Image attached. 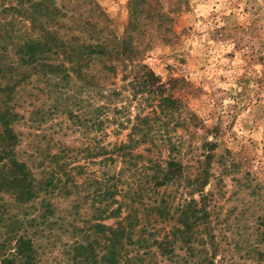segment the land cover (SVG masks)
Returning a JSON list of instances; mask_svg holds the SVG:
<instances>
[{
	"label": "rangeland",
	"instance_id": "1",
	"mask_svg": "<svg viewBox=\"0 0 264 264\" xmlns=\"http://www.w3.org/2000/svg\"><path fill=\"white\" fill-rule=\"evenodd\" d=\"M56 2L67 13L55 25L59 35L108 43L114 68L93 60L89 70L102 76L62 78L22 62L18 48L40 37L39 18L31 25L26 10L10 8L18 0H0V107L14 112L15 156L39 177L54 165L50 155H63L70 168L79 166L72 171L77 184L87 183L23 202L19 187L3 183L0 264H264V0H92L109 18L94 14L97 25L84 23L91 15L83 0ZM119 39L124 48L116 47ZM164 99L178 100L179 108L161 116ZM143 117L153 138L173 142L170 156L183 177L157 187L152 200L142 198L153 205L164 198L166 215L134 202L132 239L141 234L148 245L125 240L112 248L116 262L110 228L126 223L129 207L110 212L125 199L131 175L121 178L110 204L94 195L89 177L118 172L121 161L110 151ZM146 146L131 151L145 154ZM151 154L169 159L164 147ZM207 156L212 175L195 189ZM185 208L196 220L189 230ZM19 239L27 241V259Z\"/></svg>",
	"mask_w": 264,
	"mask_h": 264
},
{
	"label": "trees",
	"instance_id": "2",
	"mask_svg": "<svg viewBox=\"0 0 264 264\" xmlns=\"http://www.w3.org/2000/svg\"><path fill=\"white\" fill-rule=\"evenodd\" d=\"M91 1L92 0H83L87 7H89L87 11L90 12L91 15V17L88 16L89 18L86 19L84 23L87 25L99 24L97 20L91 21L95 18L94 14H97L102 17L104 21L108 22L109 18L107 15L102 12L97 4L94 3L93 5ZM10 8L13 10L19 9L18 11L26 10L25 15L30 17L31 25H34L39 18L40 37L28 40L18 48V52L20 53L19 59L22 62L45 66L47 74H56L62 78L70 77L71 73L76 74L79 79L89 78L88 75L90 79L95 77V75L102 76L103 73L101 70H97L96 73H92L93 71L89 70L88 66L93 60H97L99 64H102L101 68L105 71L114 68L111 64L112 57L110 56L112 48L108 43L102 41L85 43L79 42L76 36L73 38H65L59 35L57 28L55 29V25H57L60 19L65 17L67 13L63 12V7L59 6L56 0H18L17 6H11ZM27 8L29 9V13L27 12ZM98 30L101 29L98 28ZM120 44L123 46L122 48H124L127 43L124 39H119L115 45L117 47V45ZM0 90L4 91V88ZM164 101L165 103L161 106V116L165 113H169L171 109L177 110L179 108L177 103L178 100L164 99ZM13 116L14 112H12L9 107H0V182H2L0 183V191L4 189L3 185L5 184L3 183L15 184L20 190V192L18 190L16 191L17 196L24 195L18 196L17 200L23 202L34 200V198L39 197L41 193L52 195L54 192L59 191V193L69 194L71 193V189H77L87 185L86 180L77 184L72 171L79 168V166L70 168L65 160H63V155H50L54 165L48 164L43 166V170L39 173V177L36 176L35 172L31 171L25 162L18 160L14 150L17 138L12 128ZM150 128L149 117H143L140 119L139 123L132 128L133 132L129 134L127 142L113 146L114 148L110 151L109 156H113L112 154H114L115 157L120 159L122 164L117 173L107 177H93V182L90 181L91 178L89 177L90 183L88 184H92V186L96 188V190L93 191L94 195L98 198H101L102 195L109 197L111 200L108 204H110L111 202H116L114 200V195L118 193L117 186L119 183H122L120 181L121 178L125 175H131L129 176L131 185H129L128 190L124 191L122 194V197L125 199H123L122 202L119 201L118 206L110 212L111 215H118L123 204L129 207L127 214L123 218L126 223L123 224L122 221L117 222L114 228H110L109 238L106 236L111 242V257L116 262L117 256H115V254L117 250H113L115 246L118 247L119 245L122 247L125 244V240H129V242L132 243H144L148 245L149 239L145 236L142 237L141 234L135 240L132 239L135 224L138 223L136 220L138 208L134 207V202L142 204L146 213L154 212L161 216L166 215L168 213V206L164 202V198L161 199V203L158 205H153L152 202L146 204L142 201V198L152 200L151 195L154 194L157 187L166 185L170 181L174 182L175 179L183 177V167L180 161H176L174 157L170 156L171 152L175 150L173 142H171L170 139H163L162 135L158 136L157 139L153 138L151 135L152 133L150 134ZM144 131L145 133H142ZM139 144L148 145L143 148L147 153H132L131 150ZM161 147H164L168 151L167 156L169 159L167 161L155 158L153 154L150 155V151H152L153 148L157 149L159 153ZM104 152L105 154L108 153L107 151ZM104 152L98 151L96 155ZM209 156H207L205 165L198 169L197 174L192 180L195 189L204 185L208 181L210 175H212L209 172ZM111 159L113 160V158ZM126 199L128 200L126 201ZM42 203L43 206H46V210H50L51 204L49 202H45V199H42ZM187 209L196 212L194 208H190L189 206H187ZM187 209L185 208V211L184 209L182 210L184 213L183 223L184 227L189 230L192 225H195L196 220L189 219L191 216L186 215ZM151 222L150 218H147L146 223L142 227V232L145 233L144 230L148 228L147 226H151ZM96 226L99 227L100 225L97 224ZM18 242L19 248L24 247V249L19 250L18 253L27 259L28 254L26 251L29 250H27L25 245L27 241L19 239ZM20 242L23 245H20ZM24 252L25 254H21Z\"/></svg>",
	"mask_w": 264,
	"mask_h": 264
}]
</instances>
